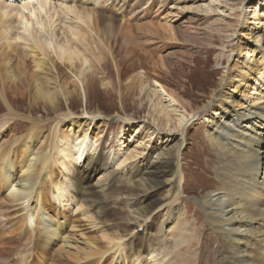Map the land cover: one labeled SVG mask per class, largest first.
<instances>
[{
    "label": "bare ground",
    "instance_id": "6f19581e",
    "mask_svg": "<svg viewBox=\"0 0 264 264\" xmlns=\"http://www.w3.org/2000/svg\"><path fill=\"white\" fill-rule=\"evenodd\" d=\"M10 1L0 0V101L6 111L0 133L7 138L0 146V206L12 213L16 228L0 225V264H134L139 257L153 263L156 255L144 244L149 222L162 209V225L186 216L181 197L190 192L188 164L181 166V149L187 127L206 108L204 140L216 159L210 166L216 186L199 187L197 204L217 244L218 264H264V15H239V36L246 38V44L236 45L239 64L222 75L196 114L159 83L144 75L129 78L127 91L136 84L147 108L149 122L142 130L150 141L160 134L167 139L156 153L147 151V143L129 151L119 142V159L113 149L103 148L109 117L87 105L97 83L109 89L104 68L115 59L104 40L108 19L99 10L105 5L101 0ZM80 101L85 106L79 113ZM196 151L197 166L206 172L205 151ZM135 166L133 176L128 170ZM165 188L170 194L157 197ZM132 189L142 192L132 195ZM81 198L76 211L85 201L96 216L122 209L113 214L125 223V234L97 247L85 237L86 228L65 214L67 202ZM136 228L140 235L125 244ZM157 232L162 240L163 228ZM191 242L174 237L173 264L182 259L177 247ZM124 247L130 251L127 259Z\"/></svg>",
    "mask_w": 264,
    "mask_h": 264
},
{
    "label": "rangeland",
    "instance_id": "374dc122",
    "mask_svg": "<svg viewBox=\"0 0 264 264\" xmlns=\"http://www.w3.org/2000/svg\"><path fill=\"white\" fill-rule=\"evenodd\" d=\"M101 1L106 9H100L99 12L108 19L105 21L107 24L105 29L109 30V35H104V40L106 39L105 41L112 46L115 59L107 60L104 68V82L109 84V89L105 91L97 83L87 105L109 117L107 131L102 138L103 148L113 149L119 159L122 156L121 152H117L119 142L124 141L125 146H129V151L138 147L141 142L147 143L149 144L147 151L156 153L167 139L165 134H160L155 140L150 141V138H147V130H142V127H147L149 122L146 115L147 108L145 102L140 103L142 96L140 95V100L136 84L133 85L135 89L127 91L128 86H131L127 83L129 78L144 75L149 83H159L187 112L196 114L197 109L206 104V97L223 78L222 75L232 66L239 64L236 58V45L237 43L241 46L246 44V38L239 36V34L243 35L240 32L239 15L242 14L245 19H250L256 14L264 15V0ZM242 15L241 19H243ZM234 32H236L235 35H233ZM117 69L120 75L118 79ZM260 85H263L260 90L264 93V82ZM163 97L166 96L163 95ZM83 106L85 101H80L75 109L80 113ZM207 112L209 110L206 108L202 112L205 117H195L189 124L185 132L186 143L181 149L184 155L181 166L185 167L188 164L186 165L189 179L187 188L190 192L185 198L181 197L187 205L186 216L178 217L162 225L164 221L162 209L155 211L153 220L149 222L150 233L146 235L144 244L154 251L155 264L174 263L175 251L172 249L174 244L172 242L174 237L177 240L180 236L192 241L188 248L185 245L177 247V252L179 251L182 256L180 264L219 263L216 258L217 244L206 228L197 204L201 192L199 187L212 189L216 186L210 169L216 159L204 140L206 125L203 118H208ZM5 115L6 111L0 101V120ZM137 127L141 128L134 133L133 129ZM120 130L125 134L123 138L118 137ZM5 135L4 132L0 133V146L7 142ZM196 148L199 150L203 148L205 151L202 160L203 167L207 168L206 172L202 173L201 167L197 166L200 161ZM83 157L80 160L75 158V162L77 160L80 163L84 160ZM127 169L129 165L124 169L125 172ZM128 173L136 176V166L130 168ZM99 176L100 174H97L95 177ZM74 191H70V194H74ZM141 192L132 189L133 194H131L137 195ZM167 193L170 194V191L165 188L156 196L164 197L168 195ZM3 197L0 196V201ZM80 200L84 198L75 203L67 202L64 208L65 214L71 223L86 228L85 237L93 241L97 247L103 248L105 239H114L116 236L125 234V223L119 221L113 214L121 212L122 209L109 208L104 215L96 216L94 208L86 201L85 204L80 205L81 209L76 211ZM8 213L11 217L3 212V207L0 206V220H3L0 225L4 224L7 231H10L16 228V224L12 213L10 211ZM160 227L165 234L163 241L158 239L157 231ZM134 231L132 234L129 232L127 234L129 236H125L126 238L123 239L125 244L130 245L134 237L141 233L138 228ZM176 243L178 244V241ZM200 244L201 250H199ZM128 250V247H124L122 256L126 259L130 252ZM199 251H201L200 255ZM164 255L165 258H163ZM0 262H2L1 259ZM154 262L150 263L144 257H139L134 264H154ZM177 262L179 263V260Z\"/></svg>",
    "mask_w": 264,
    "mask_h": 264
}]
</instances>
